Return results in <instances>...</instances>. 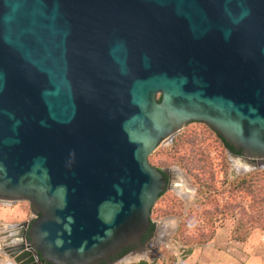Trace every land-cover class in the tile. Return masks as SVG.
Instances as JSON below:
<instances>
[{"label": "water", "instance_id": "obj_1", "mask_svg": "<svg viewBox=\"0 0 264 264\" xmlns=\"http://www.w3.org/2000/svg\"><path fill=\"white\" fill-rule=\"evenodd\" d=\"M191 122L264 170V0H0V204L31 209L8 264L148 250L174 188L148 158Z\"/></svg>", "mask_w": 264, "mask_h": 264}, {"label": "rangeland", "instance_id": "obj_2", "mask_svg": "<svg viewBox=\"0 0 264 264\" xmlns=\"http://www.w3.org/2000/svg\"><path fill=\"white\" fill-rule=\"evenodd\" d=\"M148 160L158 169L181 170L193 193L189 199L180 194L183 180L176 175L179 186L164 191L152 208L155 229L148 242L158 237L160 228L168 231L177 222L175 228L153 249L144 247L150 250V257L140 256L143 252L128 253L124 256L126 264H264V231L256 227L238 238L235 233L241 212L252 216L256 208L264 209V200L254 203L244 187L237 192L235 180L246 172L237 171L212 128L191 122L172 141L161 142ZM30 217L28 202L0 204V240L4 229ZM2 252L0 246V259H5ZM0 264L8 262L0 260Z\"/></svg>", "mask_w": 264, "mask_h": 264}, {"label": "trees", "instance_id": "obj_3", "mask_svg": "<svg viewBox=\"0 0 264 264\" xmlns=\"http://www.w3.org/2000/svg\"><path fill=\"white\" fill-rule=\"evenodd\" d=\"M218 136L228 150L233 149V147L229 145L227 142H225V140L220 135ZM234 185L238 193L245 188L246 193L254 197L253 200L254 203L258 204V202L264 200V170L251 171L244 175H241L239 176L238 179L235 180ZM255 210L256 211L253 212L252 216L244 211L241 212V214L239 215L238 222L235 227V233L237 234L236 235L237 238L240 237V235H243L245 233H248L250 230L255 229L256 227L264 231V209L256 208ZM257 224L258 225L261 224V225L257 226ZM154 229H155V224L152 223L151 227L148 230V233L152 234ZM126 251L127 249H124L120 253V255L124 254ZM191 251H192L191 249L188 250V252ZM131 264H147V263L145 261H140L138 263H131Z\"/></svg>", "mask_w": 264, "mask_h": 264}, {"label": "bare ground", "instance_id": "obj_4", "mask_svg": "<svg viewBox=\"0 0 264 264\" xmlns=\"http://www.w3.org/2000/svg\"><path fill=\"white\" fill-rule=\"evenodd\" d=\"M177 172L179 173V176L182 178L183 185H184V191H182L180 194L184 198L189 199L193 193L192 187L190 186V183H189L188 179L186 178V175L184 173H182L181 170L180 171L177 170ZM176 221H177V219H175L174 222H176ZM176 224H177V222L174 223L168 231L165 230V232H163V228H160V231H159L160 234L158 235V237L153 242L148 244V247L150 248V250L153 249L152 246L155 245L156 243L167 240V238L170 236V232L175 228ZM160 227H162V226H160ZM150 250L148 249L145 252H143V254H139V255L142 257H150V253H151Z\"/></svg>", "mask_w": 264, "mask_h": 264}, {"label": "flooded vegetation", "instance_id": "obj_5", "mask_svg": "<svg viewBox=\"0 0 264 264\" xmlns=\"http://www.w3.org/2000/svg\"><path fill=\"white\" fill-rule=\"evenodd\" d=\"M216 133V132H215ZM217 135H219V134H217ZM228 150V149H227ZM233 152V153H239V151L238 150H236L234 147H233V149H230V150H228V152ZM160 170H162V173H163V175L165 176V178L169 181V180H172L173 181V187H175V188H177L176 186H179V184H180V180L177 178V176L176 175H179V173L178 172H175L174 170L172 171V170H169V169H160ZM149 239H151V234H149L148 232L144 235V237H143V239H142V243H141V245L143 246V247H145V246H147V243H148V241H149ZM137 247L135 246H130V247H127V248H125V249H127V251L124 253V254H122V255H120V253L119 254H117V255H115L114 257H112V260H118V259H121V258H123L126 254H128V253H130V252H132L133 250H135ZM106 263V261H104V262H102V263H100V264H105Z\"/></svg>", "mask_w": 264, "mask_h": 264}, {"label": "built area", "instance_id": "obj_6", "mask_svg": "<svg viewBox=\"0 0 264 264\" xmlns=\"http://www.w3.org/2000/svg\"><path fill=\"white\" fill-rule=\"evenodd\" d=\"M0 246H1V245H0ZM3 256H4V255H3ZM4 258H5V259H3V258L0 259L1 262L4 261V260H5V263H7V262L10 263V262H11V260H10L9 258H7L6 256H4Z\"/></svg>", "mask_w": 264, "mask_h": 264}, {"label": "crops", "instance_id": "obj_7", "mask_svg": "<svg viewBox=\"0 0 264 264\" xmlns=\"http://www.w3.org/2000/svg\"><path fill=\"white\" fill-rule=\"evenodd\" d=\"M119 264H126V263H119Z\"/></svg>", "mask_w": 264, "mask_h": 264}]
</instances>
